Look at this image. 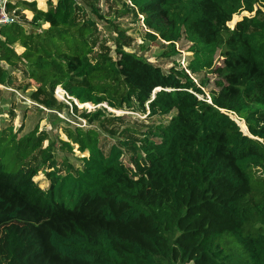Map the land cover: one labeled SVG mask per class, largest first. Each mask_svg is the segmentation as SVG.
Returning a JSON list of instances; mask_svg holds the SVG:
<instances>
[{"label": "trees", "instance_id": "1", "mask_svg": "<svg viewBox=\"0 0 264 264\" xmlns=\"http://www.w3.org/2000/svg\"><path fill=\"white\" fill-rule=\"evenodd\" d=\"M48 1L42 9L37 0H16L14 7L33 12L31 28L0 24V61L27 63L40 83L33 96L46 108L62 104L53 94L61 85L75 112L74 99L107 104L78 116L88 124L108 107L175 113L167 123L124 131L142 136L135 168L123 161L134 140L119 138L106 151L98 130L82 122L65 121L67 139L59 141L63 151L77 146L80 166L58 161L48 132L4 137L10 151L3 156L33 157L17 168L0 163V264H264V12L255 10L264 0L125 2L143 15L152 40L167 43L165 56L180 54L182 38L190 42L187 65L167 70L122 48L116 58L93 56L96 20L80 17L78 0ZM244 10L256 12L229 28ZM203 71L217 73L210 98L207 80L192 76ZM10 75L0 64V84ZM46 90L50 96L39 99ZM38 155L48 188L34 180Z\"/></svg>", "mask_w": 264, "mask_h": 264}, {"label": "rangeland", "instance_id": "2", "mask_svg": "<svg viewBox=\"0 0 264 264\" xmlns=\"http://www.w3.org/2000/svg\"><path fill=\"white\" fill-rule=\"evenodd\" d=\"M54 3L57 0H52ZM48 0H37L39 8L47 9L49 7ZM78 2L84 7L85 13H81V18L91 16L96 20V28L94 33L90 36L92 43L94 44L93 56L106 55L109 57H117V49L122 48L125 51L138 54L143 59L161 65L165 70L169 69L174 62H178L181 66H186L188 60L191 58L192 53L189 50L190 42L182 38L176 43V48L180 54L175 57H167V43L163 41L152 40L149 35V29L143 22V15L137 10L126 9L124 3H129V0H78ZM5 4L6 12L11 14L15 21H20L27 25V28H31L28 24L33 17V12L28 9H19L14 7L16 0H0V5ZM7 4H12L10 7ZM99 10L106 18L101 19L97 15L92 14V9ZM261 8L264 12V3L259 1L255 5V10ZM256 11H241L235 17L234 22H228L227 26L233 29L238 21L244 18V16H252ZM233 16V17H234ZM233 21V18L232 20ZM49 28V24L45 23L39 29L40 31ZM15 48L19 53L24 51L19 43L15 44ZM223 51L224 48L218 50L216 55V66L223 64ZM0 64L5 66L10 72L11 81L7 85L0 84V163L9 165L10 168H17L22 166L24 162H30L33 155L29 154L24 161L8 156H3L4 152L7 154L10 151V145L8 140H4V137H9L13 133H16V138L26 136L28 133L37 129L38 132H48L50 138L55 142L53 151L58 161H62L64 157H67L74 166H80L81 161L79 156L83 154L78 150L77 146L73 152L69 150L63 151L60 148V138L67 139L64 127L65 121L71 122L76 125V122H82V126L94 127L98 130L101 142L106 151L109 150L110 145L116 143L119 138L134 140L136 148L133 146L124 147L125 154L123 161L127 166L136 167L135 155L139 150L138 145L141 143L142 136L140 133L124 132L127 128H135L136 130H145L149 126H154L160 122L167 123L174 111L167 116H154L150 117L148 114L142 112H135L129 110H118L111 107L107 108V113L104 116L99 117L97 120L88 124L83 117L84 113L94 111L97 107H107L106 103H102L101 106H91L87 104H81L79 101H75L78 106V111H73L71 99L62 90L63 87L58 85L53 94L55 98L62 104H54L53 109L45 107L44 103H41L36 97L33 96L34 91L37 92L40 83L35 80L34 75L26 62L20 61L17 64L9 65L4 61H0ZM198 84H201L202 79L207 80V84L202 88L205 90L208 97H211L212 90H218L216 86L217 73L212 71H203L192 75ZM42 91V90H41ZM39 99H43L45 96H50V91L40 93ZM34 100V101H33ZM31 101L36 103H31ZM40 102V103H39ZM75 113V114H74ZM55 115L59 116V120ZM76 115V116H75ZM230 115L242 126L245 130L248 129L244 118L238 117L236 114L230 113ZM81 116V117H78ZM49 143L46 139L43 141L42 147L45 148ZM11 154V153H10ZM13 154V153H12ZM87 154V153H85ZM39 156V155H38ZM42 156H39V161H31L33 166L39 168L38 174L34 177L42 188H48L49 181L45 176V165L41 164ZM193 264V263H190Z\"/></svg>", "mask_w": 264, "mask_h": 264}, {"label": "built area", "instance_id": "3", "mask_svg": "<svg viewBox=\"0 0 264 264\" xmlns=\"http://www.w3.org/2000/svg\"><path fill=\"white\" fill-rule=\"evenodd\" d=\"M14 21H15V19L11 16V14L6 12L5 4L0 5V24H10ZM62 90L64 91L65 94H67V96L69 98H71L69 96V94L64 89H62ZM74 100L77 101L76 99H74ZM31 103L34 104L36 102L31 101Z\"/></svg>", "mask_w": 264, "mask_h": 264}, {"label": "bare ground", "instance_id": "4", "mask_svg": "<svg viewBox=\"0 0 264 264\" xmlns=\"http://www.w3.org/2000/svg\"><path fill=\"white\" fill-rule=\"evenodd\" d=\"M87 105L91 106V103H86Z\"/></svg>", "mask_w": 264, "mask_h": 264}]
</instances>
